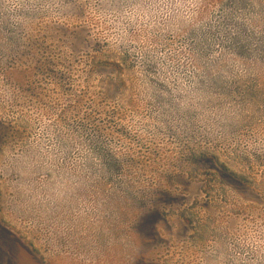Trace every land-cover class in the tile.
I'll return each mask as SVG.
<instances>
[{"label":"rangeland","instance_id":"rangeland-1","mask_svg":"<svg viewBox=\"0 0 264 264\" xmlns=\"http://www.w3.org/2000/svg\"><path fill=\"white\" fill-rule=\"evenodd\" d=\"M0 264H264V0H0Z\"/></svg>","mask_w":264,"mask_h":264}]
</instances>
